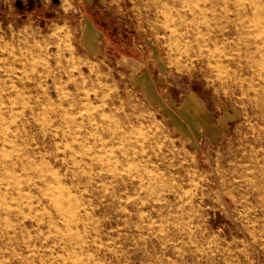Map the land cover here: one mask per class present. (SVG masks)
<instances>
[{"label":"clouds","instance_id":"1","mask_svg":"<svg viewBox=\"0 0 264 264\" xmlns=\"http://www.w3.org/2000/svg\"><path fill=\"white\" fill-rule=\"evenodd\" d=\"M230 3L240 31L264 40V0ZM189 7L0 0V62L24 66L20 88L0 91V166L40 171L33 145L60 124L64 171L43 194L82 225L63 236L79 264H264V51L194 46ZM28 80L42 90L31 104ZM22 251L24 240H5L0 264H28Z\"/></svg>","mask_w":264,"mask_h":264},{"label":"rangeland","instance_id":"2","mask_svg":"<svg viewBox=\"0 0 264 264\" xmlns=\"http://www.w3.org/2000/svg\"><path fill=\"white\" fill-rule=\"evenodd\" d=\"M164 2L170 3V0H164ZM183 2L190 6L184 9L181 15L184 18V26L189 29L191 38L198 42L194 46L205 45L203 48L205 52L219 49L220 51L235 52L240 56L251 55L257 60L260 58L261 52L264 51L261 48L264 40L260 39L259 33L245 34L240 31L233 19L230 0H183ZM153 15V12L149 13V16ZM161 31L163 32V30ZM225 31H228L229 36L224 38L221 32ZM132 35L135 36L134 31ZM117 42H119L118 38ZM54 50L55 46L49 48V51ZM23 67L20 63H13L6 70L4 63L0 62V91L6 83L15 84L17 89L20 88L21 82L18 78L22 75L20 69ZM133 67V63H127L129 71H132ZM11 69H15V75L11 79H7ZM83 71H87V69H83ZM245 75H251V70ZM256 79L259 80V74ZM48 83L51 84L50 79ZM24 84L27 91L22 95L26 102L31 104L33 103L32 96L40 95L42 90L33 88L31 80L24 81ZM55 100V89H49L47 97L42 98L39 107L47 109L52 106ZM25 111L27 112L28 109ZM81 111H86V109H81ZM48 127L51 131L33 145L35 152L39 153V157L33 153V158L36 165L40 167V171H26L20 165L14 169H4L3 166H0V243L5 240L12 243L16 238L24 240V251L17 252V255L26 258L28 264H36V262L38 264H57V262L59 264H79V259L83 254L73 255L70 251H66L63 236L65 229L71 233L81 228L82 225L74 224L72 218H65L60 213L54 212L49 203V196L43 194L53 184V179L59 180L60 174L64 171L60 167V159H56V157L63 159L65 156V151L61 150L63 148L61 138L64 133L60 130V124L55 119ZM64 144H67V140L64 141ZM54 146L56 148L55 157H49L47 153ZM251 146L259 148L261 145L255 143ZM45 171L50 175H45ZM132 183L134 184L135 181ZM64 186H66V182L53 185L57 188ZM129 192H131L130 187ZM101 211L102 209L97 208L96 215H99ZM119 216L120 214L116 213L111 221V227L116 228L120 225ZM5 259L8 257H0V260Z\"/></svg>","mask_w":264,"mask_h":264},{"label":"bare ground","instance_id":"3","mask_svg":"<svg viewBox=\"0 0 264 264\" xmlns=\"http://www.w3.org/2000/svg\"><path fill=\"white\" fill-rule=\"evenodd\" d=\"M231 8H232V7H231ZM191 13H192V12H191ZM227 32H228V31L221 32V35L224 36V38H225V37H228L229 34H228ZM219 34H220V33H219ZM222 36H221V37H222ZM215 40H216V39H215Z\"/></svg>","mask_w":264,"mask_h":264}]
</instances>
